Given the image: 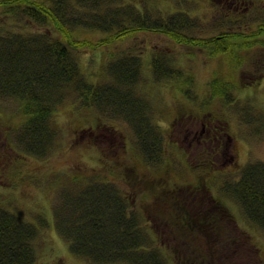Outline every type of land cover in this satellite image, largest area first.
Segmentation results:
<instances>
[{
	"label": "rangeland",
	"instance_id": "374dc122",
	"mask_svg": "<svg viewBox=\"0 0 264 264\" xmlns=\"http://www.w3.org/2000/svg\"><path fill=\"white\" fill-rule=\"evenodd\" d=\"M119 1L134 3L153 18L183 16L187 22L179 31L189 36H225L195 45L140 29L96 45L99 31L80 27L81 38L89 41L70 50L81 76L105 88L113 81L110 60L134 57L139 62L134 85L114 81L132 97L115 105L106 95L97 105L64 91L51 112L54 144L39 155L19 142L22 102L0 95V200L35 224L33 244L45 264H94L69 249L54 220L61 193L73 197L65 190L84 186L75 181L80 175L113 184L127 196L149 246L165 264H264V229L224 190L246 164L264 162V0ZM9 11L0 9L3 30L59 36L54 26H31ZM154 60L168 61L176 73L153 71ZM213 79L228 82L223 94L213 89ZM132 106L157 129L159 162L142 154L131 124L142 118Z\"/></svg>",
	"mask_w": 264,
	"mask_h": 264
},
{
	"label": "trees",
	"instance_id": "16d2710c",
	"mask_svg": "<svg viewBox=\"0 0 264 264\" xmlns=\"http://www.w3.org/2000/svg\"><path fill=\"white\" fill-rule=\"evenodd\" d=\"M6 8L17 20L24 19L31 26H54L59 35L53 36L47 30L24 32L19 28L13 31L0 28V95L22 102L20 111L25 121L20 127L19 142L27 151L39 155L54 144L56 129L51 112L64 91L72 90L86 103L90 98L97 105H103L106 95H111L110 102L115 105L117 101L124 105L127 98L132 97L131 91L119 89L114 81L134 85L139 66L134 57L110 60L107 71L113 81L107 85L108 89L93 86L81 76L70 50L89 41L81 38L80 27L99 31L101 36L97 42L93 41L96 45L111 44L140 29L161 31L176 41L195 45L225 36L207 39L186 35L179 31L187 22L183 16L153 18L150 12L142 11L129 1L122 4L119 0H0V9ZM262 25L260 30L264 29V22ZM157 61L154 60L153 71L160 75L176 73L177 69L168 61ZM212 82L213 89L221 94L228 86L226 80L221 84L216 79ZM132 107L142 118L135 123L127 118L137 128L142 154L154 163L159 162L162 154L157 129L150 118L144 120V111L139 106ZM79 177L75 181L84 186L65 190L73 193V197L61 193L54 207L57 211L55 226L69 249L94 264L120 261L165 264L163 255L149 246L141 217L133 210L127 196L113 184L89 182L85 175ZM224 190L240 204L248 219L264 229V162L246 164L240 177L234 183H227ZM36 234L32 221L6 208L0 200V264H45L37 258L33 244Z\"/></svg>",
	"mask_w": 264,
	"mask_h": 264
}]
</instances>
